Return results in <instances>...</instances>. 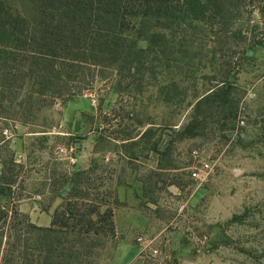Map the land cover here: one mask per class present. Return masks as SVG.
<instances>
[{
  "label": "rangeland",
  "instance_id": "1",
  "mask_svg": "<svg viewBox=\"0 0 264 264\" xmlns=\"http://www.w3.org/2000/svg\"><path fill=\"white\" fill-rule=\"evenodd\" d=\"M4 1L35 17V0ZM258 7L236 25L249 28L245 41H228L212 24L139 18L140 65L83 72L79 95L43 108L28 123L0 118V184L9 189L0 212L15 207L33 215L37 227L50 228L45 220L70 199L74 174L94 165L108 189L122 181L136 194L132 207L148 222L142 234L161 252H144L134 264H264ZM225 75L230 86L201 102ZM193 149L210 162L207 181L187 173ZM203 236L208 242L197 252L196 238ZM119 243L117 235L105 241L101 264H113Z\"/></svg>",
  "mask_w": 264,
  "mask_h": 264
},
{
  "label": "trees",
  "instance_id": "2",
  "mask_svg": "<svg viewBox=\"0 0 264 264\" xmlns=\"http://www.w3.org/2000/svg\"><path fill=\"white\" fill-rule=\"evenodd\" d=\"M256 3L264 23V0H35L33 19L0 0V118L28 123L43 108L79 95L83 72L140 65L139 18L212 24L228 41H245L249 28L236 25ZM229 83L223 76L201 102L217 99ZM96 172L93 165L74 174L70 199L54 210L50 228L15 207L2 210L0 264H101L105 241L117 235L119 201ZM8 190L0 184V198Z\"/></svg>",
  "mask_w": 264,
  "mask_h": 264
},
{
  "label": "crops",
  "instance_id": "3",
  "mask_svg": "<svg viewBox=\"0 0 264 264\" xmlns=\"http://www.w3.org/2000/svg\"><path fill=\"white\" fill-rule=\"evenodd\" d=\"M119 208L115 209V224L120 243L115 249L113 264H134L141 257V248L135 240L147 229V218L136 208L132 207L136 194L126 185L116 186ZM123 205V206H122ZM33 220V215H30ZM52 218L45 220L44 226L51 225ZM35 222L39 223L37 220Z\"/></svg>",
  "mask_w": 264,
  "mask_h": 264
},
{
  "label": "built area",
  "instance_id": "4",
  "mask_svg": "<svg viewBox=\"0 0 264 264\" xmlns=\"http://www.w3.org/2000/svg\"><path fill=\"white\" fill-rule=\"evenodd\" d=\"M212 172V167L210 162L206 160L200 149H193L190 153L189 167L187 168V173L189 177L194 181L204 182L207 181ZM196 249L200 252L202 246L208 242V237L203 236L201 238H196ZM137 245L141 248V254L144 252H149L154 257H160L161 252L155 245L154 239L141 234L136 238ZM167 258V257H166Z\"/></svg>",
  "mask_w": 264,
  "mask_h": 264
}]
</instances>
